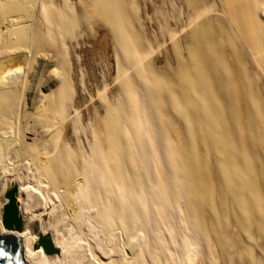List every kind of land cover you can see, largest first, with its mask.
<instances>
[{"label": "bare ground", "instance_id": "6f19581e", "mask_svg": "<svg viewBox=\"0 0 264 264\" xmlns=\"http://www.w3.org/2000/svg\"><path fill=\"white\" fill-rule=\"evenodd\" d=\"M168 1L177 4L179 15L170 20L174 25L163 43L176 41L179 52L174 47L175 64L155 73L145 64L155 49L133 50L131 26L118 0H0V236L7 231L23 236L28 264H209L199 210L192 207L201 201L206 183L201 171L208 168L209 154L220 184L233 191L234 206L248 201L256 213L264 242V199L245 175L256 171L253 155L264 173V102L252 96L254 89L264 96V0ZM157 20L150 22L153 28L169 22ZM106 26L121 55L116 71L123 98L112 107L104 104L103 115L95 110L90 138L81 123L77 66L89 68L88 54L79 55L88 37L112 70ZM244 139L251 142L252 157L243 155ZM158 163L168 186L157 173V184L146 185L151 195L145 204L137 188L138 166L154 176ZM169 174L186 203L192 239L181 240L174 233L180 224L158 215L152 202L151 197L169 212L164 204L176 198ZM14 188L21 231L2 223L6 194ZM42 199L51 203L49 212L40 211ZM46 235L54 253L39 244Z\"/></svg>", "mask_w": 264, "mask_h": 264}, {"label": "rangeland", "instance_id": "374dc122", "mask_svg": "<svg viewBox=\"0 0 264 264\" xmlns=\"http://www.w3.org/2000/svg\"><path fill=\"white\" fill-rule=\"evenodd\" d=\"M118 1L120 2V5L122 6V11L125 14V17L127 18V20H129L127 21L129 22L128 26L129 27L131 26L128 29V31L130 30L129 36L132 40L131 41L132 44L134 43V46L133 45L132 46L133 48L135 47L134 49L133 48L132 49L134 51L138 50L141 52L146 51V50L149 52V50H152V48L155 49V52L152 53L148 57L145 64H147L148 67L152 69V71H154L155 73H159V72L166 70V68L168 67L167 65H171V64L174 65L175 64L174 57L176 55L174 47H176V50L178 51V48L176 46V41L174 42L175 46H172L174 45V43L173 44L170 42L163 43V38L167 34V31H169L174 25V23H172V21L170 22V20L172 19L174 22H176L175 20H177L176 18L179 15L178 14L179 12L177 13L178 11L177 4H173V3L169 4V1L166 2L167 0H118ZM136 2L138 3L137 5H136ZM176 13L178 14L177 16H176ZM151 18L152 19L156 18V20L158 18L157 20L158 23L162 22V24H165L167 21H169L170 24L168 22L167 25H164V26L162 25L163 27L153 28L150 24V22L152 21ZM90 29H92V27H90ZM104 29L106 30L107 35H108L107 36L108 44H107L106 52H107V55L109 56V59L112 65L111 71L108 70L107 66L105 65V62L101 61L102 59H101L99 52L95 51L98 53V54L97 53L95 54L94 49L96 47L94 46L95 43L93 42L92 39H89L88 37L87 39H84L85 43L83 42L82 45L85 44L83 46V49L86 48L85 49L86 52H83V51L81 52L79 51L80 53L78 52L79 55L81 54V56L83 57H85L84 53L88 54L87 56L88 58L86 59L89 62L88 63L89 68L85 66V63L82 64L80 62L79 64L81 65L77 66V69H78L77 92L79 94L81 104L83 103L82 106L84 105L86 107V108L84 106L82 107L84 111H83V119L81 123L82 125H84V127L87 126V128H85V130L87 131H84V132L87 133L86 135H88L90 138H91L92 129H95L96 124H97L96 114L102 113L101 115H103V113H105L104 110L106 106L104 104L106 105L108 104L107 106L112 107V106H115L116 103L123 98V93L121 90L122 89L121 82L117 79L118 75L116 71V61H117L116 58H118L117 56L120 55L119 53L120 51H118L119 49L116 46L117 44L113 38V34L111 30L109 29V27L106 26ZM178 46L181 47L182 45L181 44L179 45L178 43ZM78 50L80 49L78 48ZM179 50L182 51V49L180 48ZM184 51H185L184 53H186V50ZM216 54L214 55V57L216 56ZM168 57L173 60L172 63H169V61L167 60ZM216 60L217 59H215V61ZM127 77L131 79L132 91L137 93L139 90L136 87V84H137L136 80L132 77V75H129ZM249 90H251L252 92V89H249ZM252 94H253L252 96H255V99L258 100V102H261V101L264 102V96L260 94L259 90L254 89ZM136 97H138V95H136ZM143 105H144L143 108L147 111L146 103H144ZM95 110L97 111V113ZM226 113H228V110H226ZM89 127H92L90 128L91 130L89 129ZM148 127L149 129L147 130L149 131L147 132L151 133L150 131L151 128L150 126ZM181 131L182 129L180 128V126H177L176 127L177 134L180 133ZM79 133L81 136L84 135L81 131H79ZM151 135H153V132L150 134V138H151ZM182 136L183 135L179 137L182 138ZM152 137H153L151 138L152 142L154 141L153 146L156 150H158L159 147L155 143L154 136ZM244 140H242V142L244 141L245 143L244 142L242 143L241 141H239V143L243 144V145L240 144L242 151H243V155L245 154L249 157H252L250 156L251 155L250 154L251 142L249 139H247L249 143L247 142L246 139ZM197 143L199 144L198 140H197ZM199 147L200 145H197V147L195 146V149H198ZM77 150L76 152L81 153L80 149H79L80 151H77ZM200 153L203 159L202 162H204L205 159L203 157L205 154L203 152L202 146H201ZM159 154L160 153H158V155ZM210 155L211 154L208 155V158L206 160L208 162V168L206 169L207 171L205 169L201 171V174L203 173L202 178L203 179L205 178L204 180L206 181V183H204L203 181L201 182V183H204L205 186H203L202 188L203 184L201 185V189L203 190H201L200 196L205 198V200L203 201V198L201 197V201L198 204L195 202H192L193 210L194 211L199 210V212L196 215H198V219L201 218V220L199 219V223H200L199 226H200V229H202L201 233L204 234V238H205L204 239L203 236H201V244L203 245V248L205 249V253L208 259L207 262L209 264H264V242H262L261 240L262 238H260L258 234V229L255 223L256 213H254V211L250 207V204H248V201H247L246 206L240 207V204H244L242 203L243 201H241L240 203V200H239V204L237 203L238 205H236L235 203V206H234V203H233L234 200L232 198L234 197L232 196L233 191L230 193L231 190L228 189L227 186L224 187V185L222 186L220 184V178H218L219 177L218 171L214 167L215 165H213L215 164V161L213 158H211ZM253 156L254 158L252 159H254V164L255 163L257 164V168L254 173L256 174V178L253 173L250 175L249 174H245V175L246 177H248L249 188H252V191L255 192V194L257 193L259 194L261 192L263 199H264V173L258 168L259 166L258 158L256 157V155H253ZM155 167L157 168L156 170L154 168L155 170L153 173L154 176H152V171L150 173L148 169L145 168L146 170L145 175L148 174L146 175L147 176L146 177L143 175L145 170L142 171L143 168L141 169V166H140L141 170H139V166H138V173L139 171L140 173L137 174L138 175V178H137L138 180H136L138 181L137 188H138L141 202L145 204H146V200L149 199L148 198L149 195H151L147 192L146 185L147 184H151V185L157 184L155 181L157 173H158L157 175L161 177L160 180L161 181L163 180V184L165 182L164 185L168 186L167 185L168 181H166V178L164 176L165 173L162 170L163 168H162L161 163H158V165H155ZM246 172H248V170H246ZM169 175H171V181L173 183V188H174V190H172L173 191L172 193H173V196L176 197L175 202L172 200L171 203L170 202L168 203V205L164 204L166 208L168 207L170 208L169 212L164 213V211H162L163 208L160 209L158 207L159 204L156 202L157 200L153 197H151L152 202L158 208V209L156 208L158 211L157 212L158 215L162 216V214H166L168 220H170L171 223L174 224L175 222H178L180 224L179 226L180 228H178L176 231L174 230V233L178 234V237L181 240H183V238L185 237L192 239L195 236V233H194L195 230L192 228V220L186 209V203L179 195V191H178L177 186L174 183L175 180L172 177V174H169ZM153 177H155V179ZM206 179L208 180L210 179L208 181V184H207ZM222 189L223 190L225 189L226 197L224 196L225 192ZM204 190L207 194L204 193ZM170 191H171L170 187L167 188L169 198L172 197ZM241 191H240V195L244 194L242 195V197L246 196L245 189ZM176 194L177 196H175ZM205 195H207L208 197H205ZM46 196L47 194L45 193L43 197L45 198ZM221 200L222 201L225 200V202H221ZM209 203H212L210 205H212L213 209H211V207L210 209L214 210L213 213H211L209 209V206H210ZM41 204L42 205L39 207L40 211L49 212L51 208V203L47 201L46 199H42ZM224 204L225 206H223ZM164 206L162 205V207ZM214 213L216 216L214 215ZM223 234H226V235H223ZM243 242L244 244H242Z\"/></svg>", "mask_w": 264, "mask_h": 264}, {"label": "water", "instance_id": "95a60500", "mask_svg": "<svg viewBox=\"0 0 264 264\" xmlns=\"http://www.w3.org/2000/svg\"><path fill=\"white\" fill-rule=\"evenodd\" d=\"M16 192L14 188L6 194L8 202L3 209L2 223L8 230L21 231L23 229V221L17 203ZM21 239H24V237L19 234H12L10 231L0 236V264H28V261H24V243L21 242ZM39 244L43 246L46 253H54L56 251L49 235L42 237Z\"/></svg>", "mask_w": 264, "mask_h": 264}]
</instances>
